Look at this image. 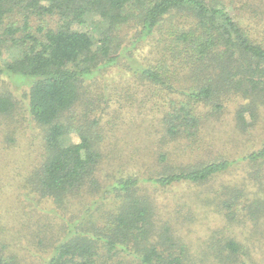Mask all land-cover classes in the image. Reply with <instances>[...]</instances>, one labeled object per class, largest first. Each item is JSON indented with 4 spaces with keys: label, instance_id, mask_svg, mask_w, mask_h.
Instances as JSON below:
<instances>
[{
    "label": "trees",
    "instance_id": "trees-1",
    "mask_svg": "<svg viewBox=\"0 0 264 264\" xmlns=\"http://www.w3.org/2000/svg\"><path fill=\"white\" fill-rule=\"evenodd\" d=\"M227 9L222 0H0V74L28 86V112L44 130L42 160L27 182L62 212L42 218L45 225L39 219L26 226L35 225L33 236L43 231L41 241L52 243L41 264H197L195 253L173 238L170 227L155 229L150 200L138 186L139 173L122 175L111 189L101 182L99 143L87 123L72 117L79 104L87 105L90 88L99 87L96 78L104 69L149 46L134 75L149 90L146 98L153 100L166 142L196 135L200 141L208 115L220 113L231 97L245 100L235 110L236 125L244 130L253 126L264 104V40ZM202 106L209 107L204 114ZM15 107L12 95L1 92L0 114L8 116ZM70 129L76 130L77 141L68 140ZM174 151L167 159L178 156ZM238 161L248 165L246 181L220 185L212 200L230 222L264 221V144L236 159L186 163L158 175L146 169L142 178L161 186L202 184ZM115 191L122 198L114 211L84 216ZM96 193L99 199H90L82 210ZM153 231L165 235L151 239ZM210 243L214 257L219 252L216 264H248L233 238ZM3 248L0 264H22ZM125 256H132L130 263Z\"/></svg>",
    "mask_w": 264,
    "mask_h": 264
},
{
    "label": "rangeland",
    "instance_id": "rangeland-1",
    "mask_svg": "<svg viewBox=\"0 0 264 264\" xmlns=\"http://www.w3.org/2000/svg\"><path fill=\"white\" fill-rule=\"evenodd\" d=\"M222 1L255 37L264 40V0ZM148 52L149 46L139 48L127 57L121 56L111 68L104 69L96 78L99 87L90 88L87 105L79 104L77 115L72 117L79 123H87L99 143L103 155L99 165L101 182L111 189V184L122 175L139 173L138 186L150 200L155 229L170 227L173 238L187 244L190 253H195L192 258L197 264H216L219 252L214 257L208 244L211 245L210 240L223 243L224 238L240 243L239 257L247 259L248 264H264V221L248 218L244 223L230 222L224 218L221 204L212 200L220 185L239 186L246 181L248 165L244 161L236 162L228 171L202 184L176 181L161 186L143 179L147 176L146 169L158 175L176 171L186 163L197 165L217 157L236 159L260 148L264 144V104H259L254 125L244 130L236 125L235 110L245 100L231 97L223 103L220 113L208 115L200 141L197 142L199 135H196L190 139L192 142L186 136L166 142L167 137L155 116L157 110L151 108L153 100L146 98L149 90L140 85L134 75V70L146 61ZM27 90V85L15 84L9 76L0 74V93H10L16 103L10 115L0 114V247L20 257L22 264H41L51 254L52 243L41 241L43 231L33 236L35 225L30 229L26 226L39 219L40 225H45L42 218L62 212L51 199L42 198L33 191L27 182L44 152V130L28 112L24 97ZM208 109L202 106V114ZM82 117H87L86 121ZM76 133L70 129L68 140L77 141ZM170 150H175L178 156L167 159ZM162 155L166 158L162 159ZM142 161H145L143 166L139 164ZM101 193L89 195L82 210L90 206V199H99ZM118 194L119 191L107 192L105 198L95 206L92 204L84 216L99 217L101 213L114 211L122 198ZM160 233L157 237L153 231L151 239L164 237L165 233ZM132 259V256L124 257L127 263Z\"/></svg>",
    "mask_w": 264,
    "mask_h": 264
}]
</instances>
